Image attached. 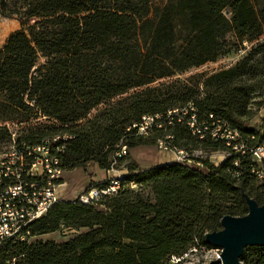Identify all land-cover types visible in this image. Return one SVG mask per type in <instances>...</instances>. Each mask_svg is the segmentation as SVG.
Returning <instances> with one entry per match:
<instances>
[{"label": "trees", "instance_id": "trees-1", "mask_svg": "<svg viewBox=\"0 0 264 264\" xmlns=\"http://www.w3.org/2000/svg\"><path fill=\"white\" fill-rule=\"evenodd\" d=\"M0 12L20 23L0 49V146L13 142L3 123L44 119L22 129L16 145L70 137L61 156L66 172L109 171L132 148L159 140L185 152L228 154L220 165L202 160L203 168L134 163L114 195L90 204L59 200L31 225L32 239L63 228L87 232L61 244L5 242L0 264H168L213 249L205 235L219 231L225 216L247 215L241 190L264 205V166L259 179L249 153L264 142V119L246 125L264 107V0H169L163 7L152 0H0ZM245 44L254 45L232 67L198 82L169 81ZM192 114L210 128L227 123L247 151L194 135ZM156 115L161 127L138 135L134 125ZM123 140L128 153L118 158ZM241 261L264 264V247L246 249Z\"/></svg>", "mask_w": 264, "mask_h": 264}, {"label": "built area", "instance_id": "built-area-1", "mask_svg": "<svg viewBox=\"0 0 264 264\" xmlns=\"http://www.w3.org/2000/svg\"><path fill=\"white\" fill-rule=\"evenodd\" d=\"M168 114L170 115L171 112ZM161 118L162 115L144 116L139 124L134 125V128H137L138 135L147 136L155 126L161 127L159 124ZM212 125L213 127L210 128L206 122H198L196 114H192L188 122L192 133L201 139L209 135L213 139L224 140L233 150L240 147L247 151V141L242 140L240 134L229 128L227 123L217 120L213 121ZM69 138L65 136L62 139L60 136H55L44 139L38 145L22 143L21 147H18L15 138H12V151L0 157V245L5 242H29L32 239V223L46 216L55 203L63 200L58 195L66 173L62 167L61 156L65 151L63 140L67 141ZM167 139L171 138L167 137ZM126 142L123 140L120 143L116 157L122 158L127 155ZM157 148L161 151H170L175 157L174 161L181 164L203 168L202 160L213 163L211 161L213 155L208 152L202 150L185 152L171 146L165 140H159ZM249 153L260 166L254 172L259 179H262L264 142L250 148ZM116 161L108 172L114 171L117 167L114 166ZM121 177L122 175L113 177L107 187L92 188L80 194L76 200L83 204H90L105 196L114 195L120 188Z\"/></svg>", "mask_w": 264, "mask_h": 264}, {"label": "rangeland", "instance_id": "rangeland-1", "mask_svg": "<svg viewBox=\"0 0 264 264\" xmlns=\"http://www.w3.org/2000/svg\"><path fill=\"white\" fill-rule=\"evenodd\" d=\"M168 1L169 0H152L153 5L157 7H163ZM18 30H20L19 21L16 18H7L0 12V49L3 48L8 37ZM254 44H245V49L240 52L226 56L216 63H209L199 69H192L185 74L177 75L169 81L178 80L184 83L198 82L199 80H202V78L206 75H210L221 69H226L234 66L246 55V53ZM42 63H44V60H40V64ZM163 83L167 84L169 82L165 81ZM259 101L261 100L257 99V102ZM255 113V117L246 124L249 127H259L263 124L264 107L261 109H255ZM38 121L39 123H41L42 121L46 120L31 119L28 122L22 124L18 122H8L3 123V125L13 133L12 138H15V140H17V136H20V132L22 131V129L31 127ZM12 146L13 142L10 145L6 142L3 143L0 146V157L12 151ZM212 155L213 157L211 158V161H213L214 165H220L227 158V155L222 152L212 153ZM174 160L175 157L173 153H171L170 151L159 150L156 143L151 145L149 144L138 146L130 150L128 159L118 163L114 171L108 172L100 169L98 165H91L87 169L78 168L74 171L66 172L62 180L63 186L59 188L58 195L63 200L73 201L76 200V198L80 194L87 192L90 187L97 183L111 180L113 179V177H117L118 175H126L129 171V167H131L134 163L139 165L141 169L145 170ZM85 232H87L86 229L70 230L63 228L58 232L37 237L35 239H32L31 241H54L58 244H61ZM220 255L221 252L218 249H193L182 257H173L168 264H213V262L219 260Z\"/></svg>", "mask_w": 264, "mask_h": 264}, {"label": "water", "instance_id": "water-1", "mask_svg": "<svg viewBox=\"0 0 264 264\" xmlns=\"http://www.w3.org/2000/svg\"><path fill=\"white\" fill-rule=\"evenodd\" d=\"M248 213L243 217L225 216L221 229L205 235L204 242L221 252L213 264H242L248 248L264 247V205L241 190Z\"/></svg>", "mask_w": 264, "mask_h": 264}, {"label": "crops", "instance_id": "crops-1", "mask_svg": "<svg viewBox=\"0 0 264 264\" xmlns=\"http://www.w3.org/2000/svg\"><path fill=\"white\" fill-rule=\"evenodd\" d=\"M263 110V109H262Z\"/></svg>", "mask_w": 264, "mask_h": 264}]
</instances>
